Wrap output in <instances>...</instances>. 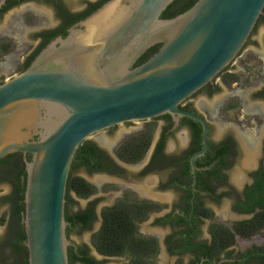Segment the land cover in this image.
Listing matches in <instances>:
<instances>
[{
	"label": "flooded vegetation",
	"instance_id": "obj_1",
	"mask_svg": "<svg viewBox=\"0 0 264 264\" xmlns=\"http://www.w3.org/2000/svg\"><path fill=\"white\" fill-rule=\"evenodd\" d=\"M109 1L7 0L0 20L15 12L7 23L9 39H4L2 53L6 66L0 71L17 63L23 72L37 52L84 29L83 22ZM43 8L50 10V16ZM260 23L264 19L259 18L232 63L180 106L205 118L209 126L207 148L195 159V167L193 156L205 147L204 125L189 116L176 120L170 114L153 119L161 124L140 160L124 159L121 148L147 127L131 137L130 130H122L113 141L101 134L91 140L98 163L91 159L93 167L82 161L72 164L73 175L85 179L92 189L82 196L72 188L70 210H93L94 216L83 230L88 232L87 242L72 241L76 252L86 248L88 261L71 264H264V74L261 65L254 64L255 70L249 66L257 46L264 45V35L256 37ZM27 29H31L29 40L20 36L27 51L18 49L17 55L12 50L15 33ZM161 45L147 49L133 67L147 61ZM255 72L258 77L251 81ZM6 80L0 75V84ZM116 128L107 130L112 133ZM139 130L133 128L132 133ZM106 183H115L122 191L115 192ZM82 199L85 206L80 205ZM108 199L111 203L99 210ZM107 211L114 213L122 230L117 245L108 242V236L103 245L97 239Z\"/></svg>",
	"mask_w": 264,
	"mask_h": 264
},
{
	"label": "water",
	"instance_id": "obj_2",
	"mask_svg": "<svg viewBox=\"0 0 264 264\" xmlns=\"http://www.w3.org/2000/svg\"><path fill=\"white\" fill-rule=\"evenodd\" d=\"M173 1L110 0L84 29L53 40L26 70L0 84V160L20 152L27 169L29 264H70L66 195L85 140L170 114L204 125L205 147L193 156L194 167L205 152L206 119L180 106L237 57L264 13V0H198L163 18ZM6 2L0 0V9Z\"/></svg>",
	"mask_w": 264,
	"mask_h": 264
},
{
	"label": "trees",
	"instance_id": "obj_3",
	"mask_svg": "<svg viewBox=\"0 0 264 264\" xmlns=\"http://www.w3.org/2000/svg\"><path fill=\"white\" fill-rule=\"evenodd\" d=\"M197 1L198 0H174L163 12L162 17H176L190 9ZM263 19L264 13L260 17V20ZM5 47V44L0 43V55L3 52H6ZM157 50L158 47H155L154 52H157ZM37 54L38 52L31 58L28 63L29 65ZM154 129L155 126L150 123L147 125L145 132L138 136H134L125 142L121 148V156L132 162L140 160L150 146ZM96 154H98V152L94 142L89 139L85 140L77 150L73 165L76 161H82L84 164L93 167V165L90 164V160L94 159L98 163L99 160ZM28 159H32L31 154H28ZM4 182L12 185V193L7 197L2 198V203H7L11 207L12 220L7 235L0 245V259L3 258V260H0V264H29L28 248L25 244L26 232L24 226L27 169L22 153L18 152L10 154L0 160V184ZM72 188H75L82 196L87 195L92 189L85 179L76 177L73 175L72 171L70 172L66 195V220L69 223L67 226V234L69 237L76 228H79L81 231L87 229L90 219L94 216L93 210H80L77 213H73L70 210V205L73 202V199L70 196ZM106 214L107 219L103 229L98 234V242L103 245L102 239H104V237L107 238L108 236V242L117 245L121 239L120 233L122 230L120 229V225L114 220V213L107 211ZM124 221L126 223V218ZM1 249H9L11 258L6 260L1 253ZM79 254H81V256H79ZM69 259L70 264L78 259L83 263H86L88 261L86 258V248L81 246L78 253L75 251L74 246H70Z\"/></svg>",
	"mask_w": 264,
	"mask_h": 264
},
{
	"label": "rangeland",
	"instance_id": "obj_4",
	"mask_svg": "<svg viewBox=\"0 0 264 264\" xmlns=\"http://www.w3.org/2000/svg\"><path fill=\"white\" fill-rule=\"evenodd\" d=\"M43 10L47 13V15L50 16L51 12L49 9L47 8H43ZM14 10L8 12L1 20H0V42L2 44H5V41L4 39H9V34L8 33H5L6 31H10V29L7 27V23L9 22V19L10 17L14 14ZM6 29V30H4ZM29 32H31V29H27L26 31H20L19 34H16L15 33V36H16V40H14V45H15V49L13 48L12 50H14L13 52L17 53L18 52V49H23L25 50L26 49V45H23V41L21 40L20 36L24 38V40H29ZM261 35H264V23H260L259 26H258V29H257V33H256V37H259ZM258 48L256 49L257 54H253V60H251V63H249L250 65V68H252L251 70H255V67L253 68V65L254 64H258V65H261V70L260 72L262 74H264V45H260V46H257ZM27 51V50H25ZM29 51V50H28ZM12 52V54H14ZM23 53L21 52L20 55H22ZM18 55V53H17ZM6 55L4 56L3 54L0 55V66L1 67H4L6 66ZM16 67H18L16 69ZM19 64L17 63H13L11 65H9L5 71H0V75H5V78H10L12 76H14L15 74H18L20 73L19 72ZM250 71V70H249ZM254 77H258V74L255 72L253 74L250 75V79L251 81L254 80ZM261 77V76H260ZM197 99V98H196ZM153 122L151 121H141V122H137V121H133V122H129V123H126L124 125H120V126H117L116 130L114 132H110L108 130L106 131H103L102 133L100 134H96L94 136H92L90 138V140H96V138L99 136V135H105L109 140L113 141L118 135L119 133L122 131V130H127L130 132L129 134V137L143 131L148 124L152 123L155 127H159V125L161 124L160 121H154L152 120ZM150 122V123H149ZM133 128H136V129H141L135 133H132V129ZM81 175H85V173L83 171L79 172ZM77 173V174H79ZM107 185V187H114V191L116 192H119V191H122V188H120L118 185H116L115 183H106L105 186ZM12 193V185L10 183H7V182H4V183H1L0 184V245L1 243L3 242V240L5 239L6 235H7V232L9 230V227H10V223H11V220H12V211H11V207L9 204H3L2 203V198L4 197H7L8 195H10ZM107 203H111V200L108 199V200H105L102 204H99V210L100 208L104 205V204H107ZM80 205L81 206H85L86 205V201L84 199L81 200L80 202ZM72 209H77L79 207V205H76V206H71ZM71 241H74L76 243H79V244H83L85 242H87L88 240V232L87 231H83V232H77V231H74L72 234H71V238H70ZM1 253L3 255V257L8 260L10 257V252H9V249H1ZM0 260H3L0 259ZM4 260V261H6Z\"/></svg>",
	"mask_w": 264,
	"mask_h": 264
},
{
	"label": "bare ground",
	"instance_id": "obj_5",
	"mask_svg": "<svg viewBox=\"0 0 264 264\" xmlns=\"http://www.w3.org/2000/svg\"><path fill=\"white\" fill-rule=\"evenodd\" d=\"M101 138H102V137H101ZM101 138H100V139H101ZM103 139H104V138H103ZM102 141H103V140H102ZM107 143H108V142H107Z\"/></svg>",
	"mask_w": 264,
	"mask_h": 264
}]
</instances>
